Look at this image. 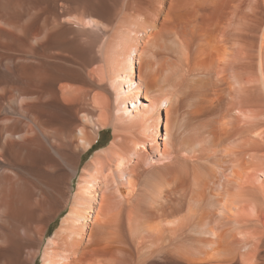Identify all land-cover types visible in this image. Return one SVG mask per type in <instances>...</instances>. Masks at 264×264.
<instances>
[{
  "label": "bare ground",
  "instance_id": "1",
  "mask_svg": "<svg viewBox=\"0 0 264 264\" xmlns=\"http://www.w3.org/2000/svg\"><path fill=\"white\" fill-rule=\"evenodd\" d=\"M40 257L264 264V0H0V264Z\"/></svg>",
  "mask_w": 264,
  "mask_h": 264
},
{
  "label": "rangeland",
  "instance_id": "2",
  "mask_svg": "<svg viewBox=\"0 0 264 264\" xmlns=\"http://www.w3.org/2000/svg\"><path fill=\"white\" fill-rule=\"evenodd\" d=\"M112 133H113V130L111 128L104 131V133L102 135L104 143L102 145H104V144H105V146L108 145V140L112 136ZM99 148L100 147L93 148L87 158H90L92 153H95L97 151V149H99ZM61 218L59 219L58 223L52 228L50 235H52L54 233V231L58 228ZM46 241H47V239H46ZM38 264H41V257L39 258Z\"/></svg>",
  "mask_w": 264,
  "mask_h": 264
}]
</instances>
